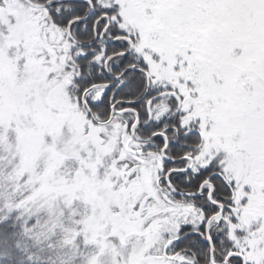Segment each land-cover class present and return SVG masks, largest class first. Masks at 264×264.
Returning a JSON list of instances; mask_svg holds the SVG:
<instances>
[{
  "label": "snow or ice",
  "instance_id": "snow-or-ice-1",
  "mask_svg": "<svg viewBox=\"0 0 264 264\" xmlns=\"http://www.w3.org/2000/svg\"><path fill=\"white\" fill-rule=\"evenodd\" d=\"M0 264H264V0H0Z\"/></svg>",
  "mask_w": 264,
  "mask_h": 264
}]
</instances>
